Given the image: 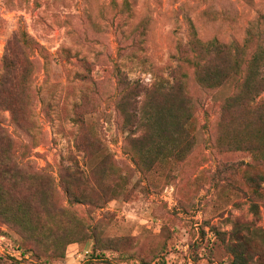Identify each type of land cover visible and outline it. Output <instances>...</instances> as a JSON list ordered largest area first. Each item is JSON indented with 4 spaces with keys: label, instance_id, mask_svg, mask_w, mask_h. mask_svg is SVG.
I'll return each instance as SVG.
<instances>
[{
    "label": "rangeland",
    "instance_id": "374dc122",
    "mask_svg": "<svg viewBox=\"0 0 264 264\" xmlns=\"http://www.w3.org/2000/svg\"><path fill=\"white\" fill-rule=\"evenodd\" d=\"M124 3L129 14L120 11ZM258 15L264 20V0H0V74L19 28L49 55L44 59L35 52L30 59L21 130H15L5 108H0V127L12 133L15 147L26 146L35 169L49 165L45 170L54 180L56 209L49 220L52 234L78 239L93 233L106 249L104 258L95 259L91 240H74L61 259L32 246L23 256L17 250L20 238L0 224V264H230L224 241L255 247L248 264H264V245L256 239L264 228V209L253 215L240 193L213 181L223 165L250 162L244 153H218L214 147L219 107L236 79L203 97L194 115L195 145L185 162L158 163L145 173L124 154L128 132L110 97L97 100V108L84 116L103 151L86 160L76 149L79 129L73 119L75 111L83 112L75 106L94 89L78 78L77 60H65L61 53L84 58L95 80L106 81L114 62L130 81L150 88L169 83L177 45L193 38L239 45ZM123 46L128 48L122 51ZM103 160V170H95ZM62 167L69 169L66 174L78 170L87 180L79 189L92 190L93 203L67 204L58 179Z\"/></svg>",
    "mask_w": 264,
    "mask_h": 264
},
{
    "label": "trees",
    "instance_id": "16d2710c",
    "mask_svg": "<svg viewBox=\"0 0 264 264\" xmlns=\"http://www.w3.org/2000/svg\"><path fill=\"white\" fill-rule=\"evenodd\" d=\"M120 11L129 14L126 3ZM10 43L1 60L0 108L10 113L15 130H21L19 116L23 115L22 96L32 65L30 59L35 52L44 59L49 55L21 28ZM127 48L123 46L120 50ZM61 53L65 60L70 61L71 57L77 60L82 70L78 78L94 89L89 95L83 94L80 104L75 106L83 112L75 111L73 119L79 129L76 149L86 160L103 151L100 140L85 124L84 116L85 110L97 108V100L110 97L121 128L128 132L123 142L124 154L137 170L145 173L158 163L185 162L195 145L194 115L203 97L235 78L231 95L219 107L214 147L218 153H244L250 162L223 165L213 181L216 186L223 185L240 193L253 215L259 213L260 206L264 209V20L261 15L249 23L245 39L239 45L201 42L196 38L177 45L175 66L169 67L167 73L169 83H153L150 88L130 81L114 62L106 81L95 80L91 65L84 58H79L77 53L71 55L69 50ZM16 144L12 133L0 127V224L20 238L17 250L24 256L32 246L48 257L56 254L61 259L64 249L77 242L74 240H91L92 256L104 258L106 249L96 234H79L78 239L64 232L52 234L49 220L55 216L56 209L51 197L54 180L45 170L49 165L35 169L30 155H25L26 146L15 147ZM19 150L21 155L16 154ZM105 163V160L100 162L95 170H103ZM68 170L59 169L58 177L67 204L93 203V191L79 189L80 184L87 187V180L78 170L66 174ZM256 239L264 245V228L258 231ZM224 248L231 256L230 264H248L250 249L255 251V247L238 241H224Z\"/></svg>",
    "mask_w": 264,
    "mask_h": 264
}]
</instances>
